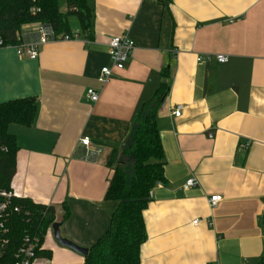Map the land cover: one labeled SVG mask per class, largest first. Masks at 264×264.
Segmentation results:
<instances>
[{
  "label": "crops",
  "instance_id": "obj_1",
  "mask_svg": "<svg viewBox=\"0 0 264 264\" xmlns=\"http://www.w3.org/2000/svg\"><path fill=\"white\" fill-rule=\"evenodd\" d=\"M91 4L89 44L48 43L35 60L0 48V103L37 100L29 127L8 128L18 146L11 190L53 207L62 238L95 245L116 208L104 199L113 175L107 160L168 69L169 93L156 115L166 182L152 191L143 213L140 264H256L264 253V0H172L168 8L159 0ZM71 30L78 33V23ZM122 35L134 50L124 69L101 83L100 70L111 68L106 45ZM32 38V28H23L22 39ZM217 55L227 61L218 63ZM89 88L99 93L96 103L85 97ZM177 108L179 118L172 115ZM244 142L246 150L239 148ZM191 178L195 186L185 188ZM213 195L222 200L210 208ZM42 250L51 257L36 264H84L51 230Z\"/></svg>",
  "mask_w": 264,
  "mask_h": 264
},
{
  "label": "trees",
  "instance_id": "obj_2",
  "mask_svg": "<svg viewBox=\"0 0 264 264\" xmlns=\"http://www.w3.org/2000/svg\"><path fill=\"white\" fill-rule=\"evenodd\" d=\"M168 8L172 0H159ZM66 11H59V0H0V42L2 47L22 43L25 27L42 26L56 35H71L69 18L74 17L79 34L92 39L94 11L91 0H65ZM162 80L151 99L139 108L131 130L120 149L113 150L106 165L113 169L105 201L116 203L107 232L88 249L84 264H140V248L147 239L143 213L151 201L150 192L158 182L165 184L164 154L159 139L156 115L169 93L170 74L163 70ZM37 100L24 98L0 103V192L11 191L18 146L9 133L11 124L29 127L36 114ZM4 201L0 197V202ZM17 207L19 212L13 213ZM61 222L69 217L63 204ZM8 228V250L3 262L12 257L25 237L36 238L42 246L55 223V210L29 199L13 198L4 214ZM264 233V215L261 218ZM37 258L50 259L49 251H37ZM256 264H264V253Z\"/></svg>",
  "mask_w": 264,
  "mask_h": 264
},
{
  "label": "built area",
  "instance_id": "obj_3",
  "mask_svg": "<svg viewBox=\"0 0 264 264\" xmlns=\"http://www.w3.org/2000/svg\"><path fill=\"white\" fill-rule=\"evenodd\" d=\"M33 30V38L30 40H23L21 44L16 46H11L16 51L18 57L27 58L29 60H35L38 57L39 50L42 46L52 43V42H59V41H73V40H81L85 44H89L90 40L84 38L83 35L79 33H72L71 35H56L50 29H47L42 26H36L32 28ZM22 37V35H21ZM107 54L109 56L111 62V68L103 67L100 70L98 81L101 83H106L109 81L112 71L117 70L121 71L124 69L129 56L131 55L132 51L134 50V42L130 40L128 37L116 36L110 38L107 45ZM0 48L2 47V43L0 42ZM218 63H225L227 61L224 55H217L215 57ZM203 58H198L197 61H202ZM86 99L90 103H96L99 99V93L97 90L93 88L87 89L85 93ZM173 117L179 118L181 115L180 108L175 109L172 112ZM81 146L84 147L85 159H90V154L92 151L88 149V141L86 139L80 140ZM249 147L248 142H244L239 145V148L246 150ZM164 184L158 182L155 188H161ZM195 186V180L193 178L188 179L184 185L185 188ZM154 188V189H155ZM153 189V190H154ZM152 190V191H153ZM150 192V197L152 194ZM0 197L4 200L0 202V264H8L3 262L7 256L8 250V228L6 225V219L4 214L9 206V200L13 198H19L12 190L9 192H0ZM222 197L220 195H213L208 198V205L210 208L216 207L218 203H220ZM13 213H18L19 210L17 207L12 208ZM198 220L192 222L193 225L198 224ZM51 230V228L49 229ZM48 230V231H49ZM42 250V246L39 244L38 239L25 237L22 240V244L12 257L13 264H36L38 258L36 256L37 251Z\"/></svg>",
  "mask_w": 264,
  "mask_h": 264
},
{
  "label": "water",
  "instance_id": "obj_4",
  "mask_svg": "<svg viewBox=\"0 0 264 264\" xmlns=\"http://www.w3.org/2000/svg\"><path fill=\"white\" fill-rule=\"evenodd\" d=\"M61 224L60 223H53L51 226V231H52V235L54 240L62 247H66L70 250H72L73 252L81 255V256H86L88 254V249L87 248H83L80 247L78 245H75L74 243L62 238L60 236V232H59V228H60Z\"/></svg>",
  "mask_w": 264,
  "mask_h": 264
},
{
  "label": "rangeland",
  "instance_id": "obj_5",
  "mask_svg": "<svg viewBox=\"0 0 264 264\" xmlns=\"http://www.w3.org/2000/svg\"><path fill=\"white\" fill-rule=\"evenodd\" d=\"M65 5V0H59V10L62 11ZM77 25V20L74 17L69 18V26L70 28H74Z\"/></svg>",
  "mask_w": 264,
  "mask_h": 264
}]
</instances>
